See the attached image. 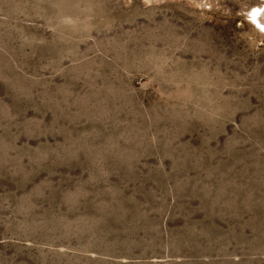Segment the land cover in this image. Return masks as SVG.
<instances>
[{"label":"rangeland","instance_id":"1","mask_svg":"<svg viewBox=\"0 0 264 264\" xmlns=\"http://www.w3.org/2000/svg\"><path fill=\"white\" fill-rule=\"evenodd\" d=\"M261 0H0V264H264Z\"/></svg>","mask_w":264,"mask_h":264},{"label":"bare ground","instance_id":"2","mask_svg":"<svg viewBox=\"0 0 264 264\" xmlns=\"http://www.w3.org/2000/svg\"><path fill=\"white\" fill-rule=\"evenodd\" d=\"M250 20L253 21L257 28L264 30V0H261V4L251 10Z\"/></svg>","mask_w":264,"mask_h":264}]
</instances>
